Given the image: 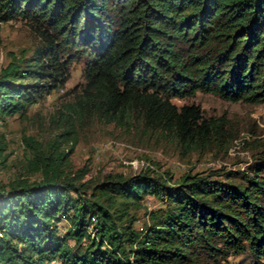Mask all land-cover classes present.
I'll list each match as a JSON object with an SVG mask.
<instances>
[{
  "label": "trees",
  "instance_id": "16d2710c",
  "mask_svg": "<svg viewBox=\"0 0 264 264\" xmlns=\"http://www.w3.org/2000/svg\"><path fill=\"white\" fill-rule=\"evenodd\" d=\"M20 17L41 44L2 69L0 119L25 116L66 84L76 61L85 84L69 111L120 125L138 113L189 151L224 142L226 120L173 99L202 91L264 102V0H0V21ZM64 136L46 151L23 137L39 179L0 188V264H229L247 252L264 259V159L242 181L198 174L168 187L148 175L111 179L89 202L85 173L65 170ZM3 149L0 141V156ZM145 194L165 208L151 212L142 231L118 225ZM62 219L70 223L65 234Z\"/></svg>",
  "mask_w": 264,
  "mask_h": 264
},
{
  "label": "rangeland",
  "instance_id": "374dc122",
  "mask_svg": "<svg viewBox=\"0 0 264 264\" xmlns=\"http://www.w3.org/2000/svg\"><path fill=\"white\" fill-rule=\"evenodd\" d=\"M40 44L38 34L27 20L20 17L0 21V74L12 61L32 57ZM83 69L81 61L73 62L70 78L63 87L39 98L25 116L17 113L0 119V141L5 144L0 156V188L18 178L39 179V174L30 171L26 164L33 153L23 140L25 135L33 137L46 151L59 135L66 134L59 138L61 151L68 153L65 170L71 176L85 173L80 181L87 185L82 197L90 199L89 202L95 200L93 188L111 179L148 175L168 187L178 185L186 175L198 174L223 181L234 176L235 181H242L244 174L263 161L264 102H234L202 91L194 97L173 99L178 106L199 105L204 118L226 120L229 135L224 142L189 151L171 134L146 126L138 113H132L127 123L120 125L92 113L79 116L69 111L66 106L75 100L85 84ZM165 205L164 200L145 194L128 208L121 221H116L118 225L132 222L137 231H142L150 222L151 212ZM115 211L116 208L111 209ZM118 213L119 210L114 214ZM59 228L65 234L70 223L62 219ZM88 230L95 235L93 224ZM69 243L76 245L74 239ZM228 262L264 264V259L257 260L247 252L230 256Z\"/></svg>",
  "mask_w": 264,
  "mask_h": 264
}]
</instances>
